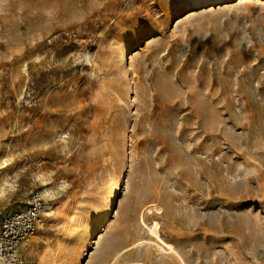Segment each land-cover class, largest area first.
<instances>
[{
  "label": "rangeland",
  "instance_id": "374dc122",
  "mask_svg": "<svg viewBox=\"0 0 264 264\" xmlns=\"http://www.w3.org/2000/svg\"><path fill=\"white\" fill-rule=\"evenodd\" d=\"M35 192L23 264H264V0H0V220Z\"/></svg>",
  "mask_w": 264,
  "mask_h": 264
},
{
  "label": "built area",
  "instance_id": "2783aa9c",
  "mask_svg": "<svg viewBox=\"0 0 264 264\" xmlns=\"http://www.w3.org/2000/svg\"><path fill=\"white\" fill-rule=\"evenodd\" d=\"M42 205L43 199L35 192L24 208L0 220V264H23L19 248L36 231Z\"/></svg>",
  "mask_w": 264,
  "mask_h": 264
},
{
  "label": "bare ground",
  "instance_id": "6f19581e",
  "mask_svg": "<svg viewBox=\"0 0 264 264\" xmlns=\"http://www.w3.org/2000/svg\"><path fill=\"white\" fill-rule=\"evenodd\" d=\"M91 54V52L90 51H87V56H89ZM125 57V56H124ZM125 58H123V62L125 63ZM168 96V95H167ZM163 100V99H162ZM42 181V183H41V190H40V193H41V195L43 196V197H49L50 198V186L47 184V182H46V180H41ZM62 184H63V182L62 181H60V183H59V185L60 186H62ZM117 192H118V182L116 181L115 182V187H114V189H112L111 191H110V193H109V196H108V200H107V203L105 202V204H104V209H105V211H104V213H103V215H102V217H101V219L98 221V223H97V225L92 229V231L94 232V234L96 235L98 232H99V230L104 226V224L106 223V220H108L107 219V217H108V215L110 214V212L112 211L111 210V207L113 206V204H114V197L116 196V194H117ZM51 200V199H50ZM44 204V203H43ZM42 210H41V217H46V216H49V215H51L52 213H53V209H52V207L50 206V205H42V208H41ZM148 208H145L144 209V211H146ZM143 211V212H144ZM39 222V224H41V219H39V221H37V223ZM138 224L140 225V226H143V227H146L147 229H148V231H149V233L153 236V238H155L156 240H158L159 241V243H158V245H159V247L161 248V249H166V250H169V251H171V252H174L175 250H174V247L170 244V243H168V242H166V241H164L163 239H162V237L160 236V234H159V225H158V223L156 222V221H154V222H152V224L150 225V226H147V224H146V222L144 221V219H143V213L139 216V220H138ZM84 226V227H83ZM82 227H83V229H82V231H85V230H87V227L89 226V221L88 220H85L84 221V225H83ZM79 229V228H78ZM36 230H37V228H36ZM42 230L41 229H39V232H41ZM82 231L79 233V239H82L83 237L82 236H84L83 235V233H82ZM93 235V234H92ZM32 236V235H31ZM31 236L29 237V239L31 238ZM78 237V236H77ZM28 239V240H29ZM84 239V238H83ZM136 245V243L135 244H133L132 246H135ZM132 246H130V247H132ZM157 246V245H156ZM116 253H118L117 251H116V249H114V248H112V247H110V246H107L106 248H105V251L103 252V258H102V260H101V263L100 264H110L109 262H110V259H111V255L112 254H116ZM32 255H33V253L32 252H30V253H28L27 255H26V257H25V264H27V262L28 261H30V259L32 258ZM100 262V261H99Z\"/></svg>",
  "mask_w": 264,
  "mask_h": 264
}]
</instances>
